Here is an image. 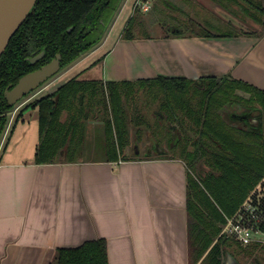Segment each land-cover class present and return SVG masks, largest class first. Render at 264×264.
<instances>
[{"label":"crops","instance_id":"crops-1","mask_svg":"<svg viewBox=\"0 0 264 264\" xmlns=\"http://www.w3.org/2000/svg\"><path fill=\"white\" fill-rule=\"evenodd\" d=\"M161 35L120 36L104 55L99 79L215 77L264 90V29L230 37ZM31 96L14 109L0 147V264H52L59 248L100 238L107 240L109 264H193L185 160L39 164L38 108L17 112Z\"/></svg>","mask_w":264,"mask_h":264},{"label":"trees","instance_id":"trees-1","mask_svg":"<svg viewBox=\"0 0 264 264\" xmlns=\"http://www.w3.org/2000/svg\"><path fill=\"white\" fill-rule=\"evenodd\" d=\"M146 1L148 0H143L142 4ZM211 1L229 11L234 17L237 14L232 11L231 5H241L245 13L260 24V29L238 28L233 20H227L233 30L214 32L210 28L197 30L180 22V25H174L166 20L162 21L164 30L161 36L230 37L262 33L264 0ZM242 1L247 4H241ZM121 2L122 0H38L34 10L12 37L0 58V143L10 121L9 113L14 109L3 95V90L9 84L15 86L23 76L35 70L39 64L31 63L30 59L42 51H45L46 61L61 53L64 68L83 52L90 50L103 38L106 32L105 24H110ZM141 12V6L134 8V14L123 30V38L139 37L140 35L135 34L136 26L144 27L142 37H154L152 32L145 29ZM210 26L214 28L213 26L217 25ZM69 28H72L71 32ZM103 59L104 56L99 61ZM135 82L161 84L165 92H173L178 99L191 90H198L197 106L183 100L179 103L183 114L189 117L196 127V130L191 129L193 138H190L194 150L182 148L183 159L188 162L189 167L187 208L191 220V255L193 264L199 263L200 260V264H228L229 258L236 259L232 252L234 243H242L237 238L222 233L223 229L228 219L241 209L264 180V90L230 78L203 77L190 80L159 76L137 81H104L74 77L54 92L35 99L18 114V117H21L29 107L38 108L40 139L36 162H57L56 156L61 152L60 149H63L58 140L65 138L63 121L82 119L80 110H75L73 105L77 108L85 106L88 95L91 96L94 107L86 110L83 115L86 116L85 119H90L92 108L97 117H101L103 111L111 112L108 121L104 122L106 129L111 135L114 134V129L118 135L123 133L124 92L131 87L134 91ZM227 83L242 86H231L233 93L243 90L251 95L250 104H238L237 110L230 112L229 117L227 107L234 105V102L227 99ZM99 85L100 91L97 89ZM101 96L104 97V104L100 102ZM66 111L67 117L63 116ZM178 118L181 123L184 122L181 116ZM54 135L57 136L55 139ZM68 136L69 134H66V137ZM176 141L180 144L173 146V149L182 145V137H176ZM165 153L166 151L159 153L158 157H166ZM119 158L118 153L108 157L114 160ZM192 169H195L194 174ZM261 229L264 232V223L261 224ZM52 264H109L107 240L100 238L88 240L78 247L59 248Z\"/></svg>","mask_w":264,"mask_h":264},{"label":"rangeland","instance_id":"rangeland-1","mask_svg":"<svg viewBox=\"0 0 264 264\" xmlns=\"http://www.w3.org/2000/svg\"><path fill=\"white\" fill-rule=\"evenodd\" d=\"M142 1L122 0L116 17L114 20L112 19L111 25L102 41L79 57L73 65L62 69L46 82L43 85L48 86L45 90H39L36 91L37 93L34 92L36 94L33 93V96L30 95L33 98L32 100L34 101L48 92H54L74 77H78L81 80H100L99 78L102 77L104 69L103 62H98L95 67H91V65L102 58L112 44L122 36L123 30L126 28L131 16H133L136 6L142 7L141 16L145 22V29L154 35L162 34L164 30L162 21L166 20L174 25H180L178 24L180 22L192 29L210 28L214 32L233 30V27L227 24V20H233L238 25V28L244 27L246 30L260 29V24L246 14L243 7L239 4L231 5L232 11L237 14L234 17L229 11L214 4L211 0H167L166 2L165 0H148L151 5L148 11L144 10ZM155 2L158 4H154ZM241 4H247V2L242 1ZM211 24L217 26L212 28ZM143 28L142 26H136L135 34L141 36ZM134 84V91L131 87V89L124 92L123 124L125 135L124 131L118 135L115 129L114 134L111 135L106 129L104 122L108 121L111 112L103 111L101 117H97L94 108H92L90 119H85L86 116L83 115L87 112L86 110H90L92 106L94 107L93 100L88 95L85 106L77 108L73 105L75 110H80L82 114L81 120L67 119L63 121L62 119L65 123L63 124V126L65 125V138L61 137L59 140L56 138L61 143V147H63L56 156L57 161L103 159L112 157L117 153L124 159L158 157L159 153L156 150H148L147 145L149 143L155 148H158L161 144L163 152L166 151L164 154L166 157L183 159V147H186V150H194L193 141L190 138H193L191 129L196 127L191 119L183 114L179 103L183 100L197 106L199 104L198 90H191L190 93H185L181 99H178L176 95H173V92H170V94L165 92L161 84L149 85L148 83L136 82ZM227 85L229 86L227 87ZM227 85H225V88L228 89L227 99L234 102V105L229 104L230 106L227 107V117H229L232 112L234 113L237 110L238 104H250L249 97L251 95L248 92L239 94L238 90L233 93L230 89L231 86L236 88H242V86L229 83ZM100 88V85L97 86L99 91ZM28 97H26V101ZM100 99V102L103 103L104 97L101 96ZM14 109L9 114L10 120L13 111H15ZM17 112L19 114V111ZM67 113L68 111L63 116ZM178 116H181L186 124L184 122L181 123ZM97 120H101L102 123H97ZM184 124L188 129L184 127ZM66 134H69V136L66 137ZM55 137L57 136L54 135L53 139ZM176 137H182V145L173 149V146L180 144V142L176 141ZM188 140H190L188 144H185ZM185 162L188 164L187 161ZM204 165H206V162ZM191 171L193 174L195 173V169ZM247 201L258 206L262 219H264V180L257 186ZM232 252L235 254L236 259L229 258L228 264H264V236H261L259 243L253 242L248 246L235 242Z\"/></svg>","mask_w":264,"mask_h":264},{"label":"water","instance_id":"water-1","mask_svg":"<svg viewBox=\"0 0 264 264\" xmlns=\"http://www.w3.org/2000/svg\"><path fill=\"white\" fill-rule=\"evenodd\" d=\"M38 0H0V58L6 51L12 37L34 10ZM45 55V51L30 59L37 62ZM62 55L60 53L48 64L23 76L19 82L5 91V97L13 108L22 103L27 96L41 90L42 86L61 71ZM1 96V84H0ZM158 152L162 153L161 144Z\"/></svg>","mask_w":264,"mask_h":264},{"label":"built area","instance_id":"built-area-1","mask_svg":"<svg viewBox=\"0 0 264 264\" xmlns=\"http://www.w3.org/2000/svg\"><path fill=\"white\" fill-rule=\"evenodd\" d=\"M143 4L144 10L148 11L151 6L150 2L146 1ZM262 223H264V219H262L258 206L246 201L241 209L228 219L222 233L233 236L242 245L248 246L253 242L261 241V236H264L261 229Z\"/></svg>","mask_w":264,"mask_h":264},{"label":"flooded vegetation","instance_id":"flooded-vegetation-1","mask_svg":"<svg viewBox=\"0 0 264 264\" xmlns=\"http://www.w3.org/2000/svg\"><path fill=\"white\" fill-rule=\"evenodd\" d=\"M120 5H121V3H120ZM119 8H120V6H119ZM119 8H118L117 11L115 12V15H114V17H113V20H114V18L116 17V14H117ZM102 22H103V21H102ZM110 23H111V22H110ZM110 25H111V24H108V23L105 24L106 32H107V30H108V28H109ZM71 31H72V28H69V32H71ZM106 32H105V33H106ZM104 35H105V34H104ZM103 38H104V36H103ZM103 38H102V39H103ZM102 39L100 40V42L102 41ZM100 42H99V43H100ZM99 43H97V44H99ZM97 44H96V45H97ZM96 45H95V46H96ZM92 48H93V47H92ZM92 48H91V49H92ZM91 49H90V50H91ZM88 51H89V50L83 52L79 57H81L83 54H85V53L88 52ZM42 52H43V51H42ZM42 52H40V53H42ZM40 53H39V54H40ZM39 54H37V55H39ZM57 54H58V53H57ZM57 54H56V56H57ZM60 54H61V53H60ZM37 55H35L34 57H36ZM44 56H45V55H44ZM44 56H43L41 59H39L37 62L33 63V64H39V66H38L35 70H37V69L43 67L44 65L48 64L49 62H51V61L54 59V58H52L50 61H46V60H44ZM56 56H55V57H56ZM79 57H78V58H79ZM32 58H33V57H32ZM78 58H77V59H78ZM77 59H76V60H77ZM76 60H74L73 62H71L70 64H68L67 66H65L64 68L69 67L70 65H73L74 62H75ZM64 68H63V59H62V62H61V70L64 69ZM35 70H33V71H35ZM9 86H10V89L14 87V86H12V84H9ZM9 86H7V87L3 90V95H4V96H5V91H6V89H7ZM45 86H46V85H45ZM49 93H52V92H48L47 94H49ZM44 95H46V94H44ZM1 96H2V87H1ZM1 96H0V97H1ZM42 96H43V95H42ZM27 97H28V96H27ZM39 98H40V97H39ZM29 104H30V103H29ZM9 114H10V113H9ZM1 143H2V141H1ZM1 143H0V144H1ZM147 148H148L149 151H152V150H156V151H158V148L153 147V145H152L151 143H149V145H147ZM154 148H155V149H154Z\"/></svg>","mask_w":264,"mask_h":264}]
</instances>
